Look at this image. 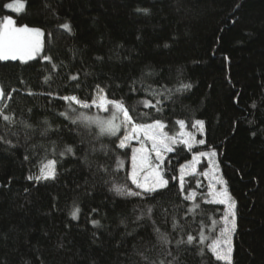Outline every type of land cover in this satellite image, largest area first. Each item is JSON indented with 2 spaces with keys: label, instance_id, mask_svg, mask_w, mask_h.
<instances>
[{
  "label": "trees",
  "instance_id": "obj_1",
  "mask_svg": "<svg viewBox=\"0 0 264 264\" xmlns=\"http://www.w3.org/2000/svg\"><path fill=\"white\" fill-rule=\"evenodd\" d=\"M21 2L25 8L16 14L6 7L16 0H0V20L11 17L44 36L36 59L0 61V108L15 119H0V264H167L173 257V264H225L207 249L220 238L225 213L208 202L211 181L188 176L182 193L178 180L181 166L210 150L236 202L232 264H264V0ZM97 85L124 103L134 123L160 120L170 130L177 120L188 129L205 122L203 146H176L164 160L167 189L140 196L110 190L117 184L142 192L128 177L131 147L117 146L125 132L100 135L95 125L60 115L68 110L60 97L91 103ZM145 100L160 103L145 107ZM66 145L75 147V156L60 155ZM48 160L56 161V179L29 180ZM191 192L195 202L184 199ZM201 231L205 245H177L189 233L199 239Z\"/></svg>",
  "mask_w": 264,
  "mask_h": 264
},
{
  "label": "snow or ice",
  "instance_id": "obj_2",
  "mask_svg": "<svg viewBox=\"0 0 264 264\" xmlns=\"http://www.w3.org/2000/svg\"><path fill=\"white\" fill-rule=\"evenodd\" d=\"M7 8L14 10L17 13H21L25 5L21 0H16L15 4H7ZM137 12H142L145 15L148 14V9H137ZM60 27L71 33V26L68 23L60 25ZM44 33L41 29L29 27L28 25L17 26L16 21L11 17H4L0 20V61H20L22 63H27L30 60L36 59V57L42 51V37ZM44 60L51 62V58L48 56L43 57ZM97 60H101V57H97ZM55 67V66H54ZM49 78H45L47 82ZM71 80L76 81L79 79L78 75H71ZM182 88L190 89V84H182ZM133 90H135L133 88ZM12 91H15L13 89ZM31 94V93H29ZM51 95V94H50ZM3 87L0 86V101L4 99ZM10 99V96L8 97ZM68 104V110L60 113L64 116L65 119H69L72 124L83 123L85 125H95L99 129L100 135H110L115 136L120 131L121 126H130L128 128L127 134L120 139L119 148L124 149L128 147V143L131 139H139L140 134H143L145 140L150 141L151 149H146L143 141H141V146L139 148H133L132 152V173L131 180L132 183L136 185V188L141 189L142 192H133L127 189L126 186L113 184L111 191H114L117 195H127V196H140L142 193H156L160 190L168 188L169 180L165 178L163 169L161 165L164 161V154L170 153L175 150L174 145L182 144L189 151L192 150L194 145H203L205 144L204 140H196L195 136L192 133L185 132L186 127L184 120H177L176 124L179 125L180 132L176 136H170L164 129L167 127L165 123L160 120H156L150 124H137L133 122L132 117L129 115L128 108L124 105L122 101L110 100L105 93V90L96 86V97L92 99L91 103L80 100L75 95H68L60 97ZM160 101H156V104H151L149 101H143L145 107H156ZM73 105L79 106L80 109H90L95 107L101 111L108 112L109 106L112 108V114L108 118H103L100 116L89 115L86 112L78 111ZM7 106L4 105V108ZM255 107V105H253ZM160 109L157 108V111ZM70 113H75L74 116H70ZM118 115L123 116V120L120 124L116 123ZM0 119L6 123H15L13 116L5 113L3 108H0ZM47 123V122H45ZM26 127H31V125H25ZM193 128L199 130L200 133H203L205 122L203 120H195L192 124ZM94 151V149H93ZM150 152L155 153V158L159 163L153 165L150 160ZM76 149L72 145H66L64 150L60 153L63 157L64 155H73L75 156ZM217 153L215 150L210 151H201L198 154L193 155L191 164L184 165L179 168L180 173V190L183 193L184 191V177L186 175V169L191 168V174H195L196 166L200 162L201 157L208 159L209 165L213 169L218 168V165L214 162V157ZM56 161L48 160L44 163L40 169L39 174L35 177L29 176V180H35L39 182L41 180H54L56 179ZM121 162H117V167L119 168ZM100 171L107 172L108 169L104 166H98ZM205 177L210 175V172L202 173ZM172 179H176L173 177ZM215 184H220L221 189H217ZM215 184L210 182L208 195L212 198L208 202H214L217 204L226 205V211L223 216V228L220 230V238H214L211 243L207 245V249L213 254V256L218 261H224L225 264H232V235L236 230V202L231 197L228 192L226 181L222 177L215 178ZM199 186V185H197ZM196 193L191 192L184 195L185 200L195 202ZM198 207V205H196ZM95 211V210H94ZM189 211H195V208L189 209ZM80 212L79 206H74L71 216L73 219L78 218ZM152 209L149 208L146 212V215L151 218ZM142 218V217H141ZM231 218V219H229ZM93 226H98L99 221L93 220ZM215 225V221L212 222ZM177 222L173 221V228L175 229ZM155 231L159 234V238L164 244H170L171 241L167 239V236L164 233H161L159 228H156ZM199 239L192 234H187L186 240L177 241V245L187 244V245H205V234L201 231L199 234ZM223 245V247H221ZM200 253L203 255V247L200 249ZM167 255L171 256V251L167 252ZM176 258L173 257V261ZM173 261H168L167 264H173ZM160 264H165L164 261H160Z\"/></svg>",
  "mask_w": 264,
  "mask_h": 264
},
{
  "label": "rangeland",
  "instance_id": "obj_3",
  "mask_svg": "<svg viewBox=\"0 0 264 264\" xmlns=\"http://www.w3.org/2000/svg\"><path fill=\"white\" fill-rule=\"evenodd\" d=\"M12 4H15V3H12ZM7 10L8 11H10V12H14V13H16V14H19V13H17V12H15L14 10H12V9H9V8H7ZM22 13V12H21ZM99 110V109H98ZM111 111H113L112 110V108H109V111L108 112H111ZM99 112L100 113H108V112H104V111H101V110H99ZM110 116H111V113H110ZM123 120V116L122 115H118V124H120L121 123V121ZM117 123V122H116ZM177 126V129H175V127H172L170 130H166V128L164 129L170 136H176L179 132H180V128H179V125L177 124L176 125ZM128 128H130L129 126H121V128L120 129H122L124 132H125V134H127V131H128ZM184 131L185 132H188V133H192L194 136H195V138H196V140H201V139H199V136H202V133H200L196 128H190V129H188L187 128V125H186V127H185V129H184ZM124 134V135H125ZM141 141H143V143H144V145H145V148L146 149H151V143H150V141H147V140H145L144 139V137H143V134H140V138L139 139H131L130 141H129V143H128V147H131V156L133 155V152H132V149L133 148H139L140 146H141ZM183 146V147H185L184 145H182V144H177V145H174V147H176V146ZM201 146H203V145H199V144H197V145H194L193 146V148H198V147H201ZM128 147H126V148H128ZM186 148V147H185ZM192 148V149H193ZM187 149V148H186ZM171 153V152H170ZM170 153H165L164 154V156H165V158H164V160L166 159V157H167V155L168 154H170ZM195 155V154H194ZM193 157V156H192ZM150 160H151V162H152V164L153 165H156L157 163H159V161H157L156 160V158H155V153H151L150 152ZM164 162V161H163ZM214 162L218 165V160H217V156L216 157H214ZM191 164V162L190 163H187V164H185V165H190ZM163 165V164H162ZM162 165H161V167H162ZM211 169H213L212 168V166L211 165H209V163H208V159L207 158H205V157H201V159H200V162L197 164V166H196V171H195V174H191V168L189 167L188 169H186V175H185V177H184V180L186 179V178H188V176H194V175H200L203 179H205V180H209V181H211L212 183H214L215 184V178H218V177H220L219 176V169L218 168H216V169H214L215 171H217V173H218V176H217V174H216V172L215 171H213L212 172V174H211ZM210 172V175L208 176V177H205L202 173L203 172ZM131 173H132V157H131V160H130V171H129V174H128V177H129V180H130V182H131V184L134 186V187H136V185L135 184H133L132 183V180H131ZM179 177H180V173H179ZM178 180H179V178H178ZM179 185H180V180H179ZM220 185V184H219ZM219 185L218 184H215V187L219 190V189H221L220 187H219ZM221 186V185H220ZM222 187V186H221ZM138 189V188H137ZM139 190H141V189H139ZM142 191V190H141ZM209 196V195H208ZM212 198L209 196V201L211 200ZM209 203H212V204H217V203H214V202H209ZM219 205H222V204H219ZM223 207H224V209H225V211L227 210L226 209V205H222ZM234 234V233H233ZM232 238H233V235H232ZM221 247H223V245H221Z\"/></svg>",
  "mask_w": 264,
  "mask_h": 264
}]
</instances>
